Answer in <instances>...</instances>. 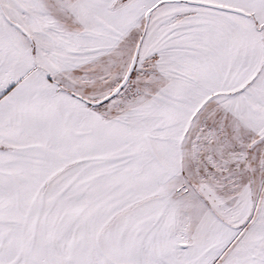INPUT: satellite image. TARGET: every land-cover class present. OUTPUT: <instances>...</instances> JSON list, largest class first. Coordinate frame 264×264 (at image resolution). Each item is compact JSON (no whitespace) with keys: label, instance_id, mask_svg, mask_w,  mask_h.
I'll return each instance as SVG.
<instances>
[{"label":"snow or ice","instance_id":"obj_1","mask_svg":"<svg viewBox=\"0 0 264 264\" xmlns=\"http://www.w3.org/2000/svg\"><path fill=\"white\" fill-rule=\"evenodd\" d=\"M0 264H264V0H0Z\"/></svg>","mask_w":264,"mask_h":264}]
</instances>
